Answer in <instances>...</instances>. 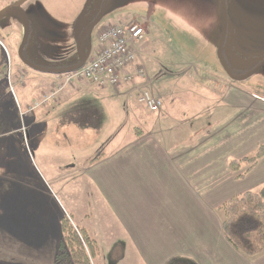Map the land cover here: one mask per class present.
Masks as SVG:
<instances>
[{
	"label": "rangeland",
	"instance_id": "rangeland-1",
	"mask_svg": "<svg viewBox=\"0 0 264 264\" xmlns=\"http://www.w3.org/2000/svg\"><path fill=\"white\" fill-rule=\"evenodd\" d=\"M96 1L29 0L24 5L31 28L41 30L35 54L40 65L77 62L76 22L84 11L91 13ZM111 3L88 44L93 51L102 30L119 21L145 28L139 62L156 79L153 90L161 95L163 113H151L124 92L116 95L112 87L88 82L83 95L62 93L41 103L61 83L52 81L55 74L20 63L19 39L8 23L12 19L2 22L13 66L7 78L0 72L2 264H53L63 218L96 240L92 264H155L149 247L155 241V252L161 249L164 240L155 236L161 237V225L175 213L182 219L183 209L192 211L197 202L222 221L218 205L238 193L264 189L263 184L250 185L263 180L264 160L253 177L230 178V162L251 157L264 145V67L244 81L224 71L218 56L220 0ZM228 12L224 57L241 74L264 59V0H228ZM7 66L9 71L8 61ZM22 70L25 76L16 84ZM9 77L15 93H9ZM157 157L170 161L166 173ZM131 159L138 161L135 169ZM247 168L242 165L235 178ZM35 194L34 232L25 228L20 212L26 196L29 205ZM184 199L192 205H179ZM32 234L40 238L41 248L31 245ZM188 260L181 264H193Z\"/></svg>",
	"mask_w": 264,
	"mask_h": 264
},
{
	"label": "crops",
	"instance_id": "crops-1",
	"mask_svg": "<svg viewBox=\"0 0 264 264\" xmlns=\"http://www.w3.org/2000/svg\"><path fill=\"white\" fill-rule=\"evenodd\" d=\"M122 22L125 23V21H122ZM126 22H130V20L127 19ZM96 43H97V38H96ZM93 48L94 49L91 52V58L98 51V44L97 46ZM55 79H58V76H56L54 80L52 79V81H55ZM153 80L154 82L156 81L155 77L153 78ZM84 92L85 90L83 88V83H76L66 88L64 91H62L58 95L64 93L65 95H71V98H74L76 96L85 94ZM120 92L121 93L124 92V94L127 95L126 90L116 91L115 93L116 95H118V93ZM153 92L156 93V90H153ZM51 95L46 97L45 100L49 98ZM158 96L161 97L159 93H158ZM42 102L43 101H41V103ZM57 103H59V101ZM33 108H35V105ZM163 109L161 110L162 113H163ZM29 110L30 108H27V111ZM29 114H31L30 111L28 112V115ZM34 119L35 118H33V120ZM33 125H35V123H33ZM241 157H244V156H241ZM157 160L159 161L158 166L161 168L162 171H164V173H166L164 168H166L168 164H170V161L165 162L164 160L167 161L165 157H157ZM263 160L264 158H262L257 163V165L254 167V169L249 174H247L244 178L242 179L235 178V173H232V172L231 173L233 175L231 176L230 174V178L235 182L237 180L245 181L249 177H253L254 173L258 169V166L262 164L261 161ZM130 162L134 166L133 168L135 169L137 167L136 165H138L137 159H133ZM260 184L264 185V178L263 180L254 179L252 183H250V185L252 186H257V185L260 186ZM246 192H251V191H246ZM243 193H238V195H241ZM28 199H30V197L26 196L25 201ZM34 199L36 200V194L33 196V199L29 201V205L26 204L27 201L26 202L24 201V203H22V207L25 206V209L21 210L20 218L22 216V222H25L24 225L27 230L32 231L34 229V232H35L38 226V216L35 214L36 205H35ZM195 203L196 204H194V207H192V211H190V209H187L186 211H184L183 209L184 217L182 219L176 217V216H181V213H175V215L172 217L171 220L166 221L165 225H161L159 223L162 229L160 232L161 237L159 235L155 237H157L159 240H162V241L164 240L162 247H160L161 249L157 253L155 252V241L152 243L153 239L149 241L144 247L146 248L148 245L152 243L149 247V250L151 251V255H155V257H157L156 260L154 261L155 264H166V263L172 264L173 262H176L177 264H181V262L184 263L185 260H188V259H189L188 261L192 262L193 264H264V255L258 258H255V259H250L242 255L241 253L237 252L227 242L223 234V231H222V226H221L222 221L220 220V218L218 216L214 217L213 215L208 213L209 208L205 209L202 203H197V202ZM146 204L148 206L149 202L146 201ZM178 204L183 205V206L185 204L188 206L192 205V204H188L185 201V199L183 200V202L179 201ZM220 206L218 205V208ZM30 208H31V211H30ZM210 211L212 212L211 209ZM35 235L36 234H34V237H33V234H32V236L28 240L30 241L32 239L31 245L35 247L36 249H39L41 248L42 245L40 243V238L35 237ZM184 258H188V259H184Z\"/></svg>",
	"mask_w": 264,
	"mask_h": 264
},
{
	"label": "built area",
	"instance_id": "built-area-1",
	"mask_svg": "<svg viewBox=\"0 0 264 264\" xmlns=\"http://www.w3.org/2000/svg\"><path fill=\"white\" fill-rule=\"evenodd\" d=\"M146 41L147 32L138 23L105 27L97 37L95 55L80 70L59 75L55 84L61 83L60 86L53 95L44 98L43 103L73 84L89 82L99 88L109 86L116 91L126 90L129 98H136L151 113L160 112L164 102L153 92L154 80L139 62ZM0 46L5 50L1 42Z\"/></svg>",
	"mask_w": 264,
	"mask_h": 264
},
{
	"label": "trees",
	"instance_id": "trees-1",
	"mask_svg": "<svg viewBox=\"0 0 264 264\" xmlns=\"http://www.w3.org/2000/svg\"><path fill=\"white\" fill-rule=\"evenodd\" d=\"M262 158L264 145L257 149L255 155L230 162L229 169L232 173H238L242 165H247L248 168L238 177L242 179ZM219 211L223 213V234L237 252L250 259L264 255V189L258 193L245 192L234 196L224 202ZM97 253L96 240L86 230L76 228L67 218H63L53 264H92Z\"/></svg>",
	"mask_w": 264,
	"mask_h": 264
},
{
	"label": "water",
	"instance_id": "water-1",
	"mask_svg": "<svg viewBox=\"0 0 264 264\" xmlns=\"http://www.w3.org/2000/svg\"><path fill=\"white\" fill-rule=\"evenodd\" d=\"M29 0H22L21 2L17 4H13L11 6L6 7L0 12V22H2L4 19H7L8 17H11L10 23L13 27V29H17V23H20L23 30L24 35V42L20 48L19 55L21 60L25 62L26 65L30 66L37 72H42L46 74H55V75H62V74H68L77 70H80L89 60L92 52V47L88 42L91 41V33L94 30L97 25L103 20L105 15L109 12L110 7L115 6L116 0H97L95 3L94 9L92 8L90 11L91 13L87 15V12H83V15L80 16L76 22V32H75V50H76V57L77 62H70L67 66L63 67H49L44 66L40 64L31 63L28 60H26L22 52L24 50L25 44L27 43V40L29 38V33L31 31V37L36 38L34 40L35 47L31 48L32 53L36 54L37 50L36 48L41 45L42 39L40 35V29H37L36 31L31 30V19L29 18V15L25 11V7L23 8V5L28 2ZM221 3V19H222V34L218 37L219 39V45H218V56L219 60L221 62V65L226 72V74L235 81H244L252 77L254 74H256L261 68L264 67V59H262L255 67L252 69L243 72V73H235L233 66H231L229 63H227L224 54L227 50V41L229 40V12H228V0H220ZM44 16V15H43ZM44 19H48L51 21L50 18L46 17ZM52 22V21H51ZM20 31V29H17ZM30 49V47H29ZM28 49V50H29ZM35 51V53H34ZM74 59V58H73ZM70 58V60H73ZM50 65V64H48Z\"/></svg>",
	"mask_w": 264,
	"mask_h": 264
},
{
	"label": "flooded vegetation",
	"instance_id": "flooded-vegetation-1",
	"mask_svg": "<svg viewBox=\"0 0 264 264\" xmlns=\"http://www.w3.org/2000/svg\"><path fill=\"white\" fill-rule=\"evenodd\" d=\"M1 1H5V0H0V2ZM22 0H10V1H7V3L5 4V5H3V6H0V12L3 10V9H5L6 7H8V6H11V5H13V4H17V3H19V2H21ZM27 3V2H26ZM25 3V4H26ZM24 4V5H25ZM24 5H23V8H24ZM94 7H95V5H93L92 7H91V9L93 8L94 9ZM5 20V22H7V20L6 19H4ZM3 20V21H4ZM2 21V22H3ZM2 22H0V42L2 43V45L4 46V48H5V50L0 46V58H1V60H0V72L2 73V75H3V73H4V71H5V73H6V78H7V76H8V73L10 74V73H12V70H13V66L11 65V60L9 59V57H10V51H9V49H8V46L6 45V42L8 41V37L6 36V33H4L3 32V30L1 29V27H2ZM18 25H17V29H20V31L19 30H17L16 29V31H13V34L12 35H15L16 36V39H19V42H17V49H16V53H17V58L19 59V61H20V63L23 65V66H25L26 68H28V69H31V70H33V71H36V70H34L33 68H31L30 66H28V65H26L25 64V62L23 61V60H21V58H20V55H19V51H20V48H21V46H22V44H23V42H24V35H23V30H22V26H21V24L20 23H17ZM33 28V27H32ZM31 28V30L32 31H36V29L34 30V29H32ZM31 31H30V33H29V38H28V40H27V43L25 44V47H24V50H23V52H22V55H23V57L26 59V60H28L29 62H31V63H35V64H39L38 63V59H37V57L35 56V54H33L32 53V47H30V44L32 43L31 42V39L32 40H34V37L32 38L31 37ZM28 45V46H27ZM29 47H30V49H29ZM2 48V49H1ZM29 49V50H28ZM7 61H8V64H9V71H7L8 70V66H7ZM13 61V60H12ZM44 65V64H43ZM44 66H47V65H44ZM50 67H52L51 65H49ZM53 67H55V66H53ZM37 72V71H36ZM19 73V74H18ZM17 74V76H16V84L17 83H19L18 82V78H20V77H24L25 75V70H22V72L21 71H19ZM20 81V80H19ZM9 84H10V88H9V93H15L14 92V86H13V83H12V78H10L9 77ZM22 85H24V83H22ZM34 107V106H33Z\"/></svg>",
	"mask_w": 264,
	"mask_h": 264
}]
</instances>
